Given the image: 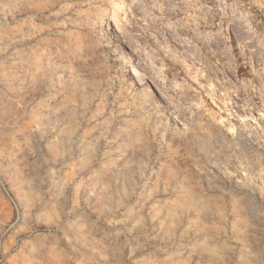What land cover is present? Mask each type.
<instances>
[{"label": "rangeland", "instance_id": "rangeland-1", "mask_svg": "<svg viewBox=\"0 0 264 264\" xmlns=\"http://www.w3.org/2000/svg\"><path fill=\"white\" fill-rule=\"evenodd\" d=\"M0 264H264V0H0Z\"/></svg>", "mask_w": 264, "mask_h": 264}]
</instances>
